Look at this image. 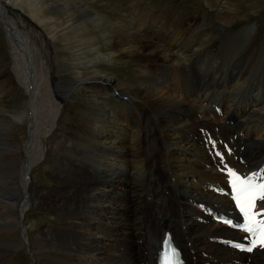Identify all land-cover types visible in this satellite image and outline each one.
<instances>
[{"label": "bare ground", "instance_id": "bare-ground-1", "mask_svg": "<svg viewBox=\"0 0 264 264\" xmlns=\"http://www.w3.org/2000/svg\"><path fill=\"white\" fill-rule=\"evenodd\" d=\"M10 2L20 8L29 7L34 17L40 3L38 0ZM80 5V11L91 16L94 26L105 22L112 26L126 55H152L161 58L162 64L139 69L134 92L143 99L133 95L113 73L92 71V75L83 80L90 92V106L89 112L82 111L87 117L78 111L86 118L79 123L94 119L89 128L91 132L84 134L83 139L79 137L88 146L85 149L93 147V151L86 153L80 140L76 142L69 135L71 139L66 141L65 135L56 130L65 99L75 87L66 86L59 72L52 74L46 59L41 57L40 47L11 16V5L0 0V27L10 44L13 61L11 81L18 82L28 94L23 107L19 106L11 118L6 117L0 101V252L5 249L0 263L12 250L27 243L33 264H45L47 257L46 264H158L159 252L171 235L183 251L185 264H264V250L251 255L239 253L220 241L240 235L211 220L205 212L207 203L217 210L232 211L228 197L213 188L225 189L224 175L219 169L229 161L221 165L222 159L215 157L216 164L220 165L215 166L195 138L200 137L198 128H212L233 141V153L226 154V159L237 155L243 164L231 162L240 170L250 171L256 167L264 170L263 82L254 86L249 81L248 71L237 68L233 61L229 65L220 64L219 68L194 69L197 55L212 54L209 35L194 34L197 39L188 41V35L181 28L179 43L171 37L161 42L138 40L130 37L126 24L106 20L89 5ZM37 20L43 27H56L51 22L44 24V20ZM144 23L135 24L150 28L153 35L156 32L160 35V31H152L153 25ZM253 29L251 25L246 26L233 36V39L239 34L243 36L235 50L237 53L243 54ZM52 34L53 40L57 35ZM176 39L180 37L176 35ZM84 43H79L74 50H80ZM180 43L187 45L184 55L178 47ZM262 45L264 40L257 56L252 57L254 52H247L249 58L244 59L257 64V69H252L257 74L264 72ZM216 55L212 57L215 59ZM184 63L189 66L182 65ZM91 64L94 69L95 61ZM110 91L128 99L129 107L124 112L113 113L109 108L106 96ZM216 94L224 96V101ZM217 102L222 111L215 109ZM170 112L178 121L171 122ZM28 119L30 126L24 122ZM10 121L12 129H9ZM20 122L25 126H18ZM237 124L244 125V132L236 128ZM22 127L24 141L15 134V130ZM25 139H28L26 143ZM68 144L72 148H69V159L64 152ZM49 147L55 158L59 157L60 169L55 172L59 179L54 176L57 183L54 189H42L33 182V169L45 160ZM86 160H90L92 169L98 170L97 175L90 167H83ZM61 174L68 176L62 179ZM116 194L120 196L116 201L118 209H111L112 205L106 201L118 196ZM31 206L49 211L57 220L31 232L26 225ZM261 206L264 209V202ZM49 235L69 238L59 252L46 251L44 242L52 240Z\"/></svg>", "mask_w": 264, "mask_h": 264}, {"label": "rangeland", "instance_id": "rangeland-1", "mask_svg": "<svg viewBox=\"0 0 264 264\" xmlns=\"http://www.w3.org/2000/svg\"><path fill=\"white\" fill-rule=\"evenodd\" d=\"M4 1L11 5L10 14L17 20L21 30L24 31V33H29L35 43L40 47L41 57L44 60L46 59V65L50 68L52 74L55 76L59 72L66 86L71 85L75 87L71 89L68 98L65 99V108H63L60 124L56 130H58V133L62 132L63 135H65L66 141H68L67 138L70 140L71 137L76 142L80 140V146L82 145L81 147L86 153L93 151V147L85 149L87 145L82 142V139L84 134L87 136V134L91 132L89 128L92 126L94 119L87 118L88 121L86 120L83 123H79L80 119L86 118L79 115L78 111H81V113L84 110L89 112L88 107L90 106V92L86 87L88 85H85L83 80L87 76L92 75V71L113 73L128 86V89L133 95L143 99L139 93L134 92V85L138 82L140 76L139 69L147 65H161L162 60L159 57L153 58L152 55H126L119 43V35L114 32L112 26L108 22H105L99 27L94 26L91 16L88 13L80 11V3L89 5L93 11L100 14L106 20L109 19L113 22L119 21L124 25L126 24L127 27L130 28V37L138 40H155L161 42V40H169L172 38L179 43L181 42V35L179 32L181 28H184L188 35V41L190 39H197L194 34H200L203 37L209 35V44L212 45L210 53L214 55L217 53L218 55H216L214 59L212 54L206 55L201 52L196 56L198 62L193 65L194 69L207 66H216L219 68L220 64L224 65L227 63L229 65V62L233 61L235 65H237V68H243L246 72L248 71L249 81L254 84V86H259L262 82L264 84V72L257 74L253 71L257 69V64L252 63L250 60L248 62L244 60L249 58L246 54L247 52H254L252 57L257 56L260 45L264 40V0H38L40 3H38L36 7V18L30 15L31 10H29V7L24 6V8H20L13 4V2H10L14 0ZM63 5H65V8H63ZM37 19L44 20V24L45 21L51 22V24L56 27H43L37 22ZM143 21L145 22V26L153 25L152 31H160V35L158 32L153 35L150 33V28L145 29V27L142 28L136 25ZM250 25L253 26L254 29L250 31V41L248 40L245 44L242 52L243 54L241 55L236 51L239 44L242 42L243 36L239 34L235 37L237 39H233V36L239 30ZM175 28L176 31H174ZM165 31H167V33ZM163 32L166 33L164 35L165 37L162 35ZM52 33H56L57 35L53 40ZM176 35H178L180 39H176ZM187 35L185 37H187ZM80 41H84L85 43L79 47L80 50H74V48L81 43ZM0 44V74L3 72L0 83V101L5 110L4 113L6 117L11 118L12 114L23 107L22 103L25 102V97L27 98L28 94L18 82L14 83L11 81L13 63L11 47L1 27ZM178 47L181 50V54L184 55L187 45L185 46L180 43ZM232 47L233 50H231ZM261 49L264 50L263 45ZM100 50L101 53L98 54L97 52ZM113 51L115 54H113ZM94 56L96 57L93 58ZM106 56L110 58L105 59ZM93 61L96 63V69H92L91 67ZM215 63L216 65H214ZM163 64L166 63L163 61ZM167 64H171V62ZM186 64L187 63H184L182 65L186 67L189 66V64ZM70 78L76 81H82H79V83L73 82ZM80 82L82 84L81 86L79 85ZM122 97L123 98L115 96L114 92L111 91L107 94L106 99L110 103L109 108L113 113L119 111L124 112L129 107L128 99L124 98V96ZM216 97H220V100L224 101V96L216 94ZM144 102L149 103V100L144 99ZM82 114L86 116L84 113ZM169 114L172 123L178 121V118L172 112ZM24 122L28 123L30 126L29 119L27 122ZM24 122H20L18 126H25ZM236 128L240 132H244L243 124H237ZM9 129H12L11 121ZM23 131L24 127L18 128L15 130V134H17L19 138L23 137ZM69 135L72 136L70 137ZM51 137L50 139H52ZM22 139L24 141V137ZM56 139L57 136L55 137V140ZM26 141H28V139H25L24 143H26ZM64 148V152L69 159V152L72 150L71 145L68 144ZM69 148L71 149L69 150ZM77 152L79 153V157H81L82 152L80 153V149H78ZM161 153L163 154V150H161ZM55 157L56 155L52 153L49 147V151L44 158L45 160H42L39 165H35L33 169V182L40 188L42 187V189H54L56 187V178L58 177L55 172L60 169V166L57 165L59 157ZM86 161L84 165L82 164L83 167L91 168L93 165L90 164V160ZM92 168L90 171L94 175H97L98 170ZM62 173H64V170ZM65 175L61 174L60 177L66 179L67 177ZM54 176H56V178ZM128 180L132 181V179L129 178ZM118 197L120 196L118 195L106 201V203L112 205L111 209H118L116 206ZM17 215L19 216L20 213L17 212ZM56 220L57 219L49 211L46 212L31 206L27 212L26 225L31 232H37L43 224L50 226ZM19 232H21V227L20 231L16 234L19 235ZM64 234L68 235V233ZM48 237H51L52 240L44 242V249L46 251L51 250L56 252H59V249L65 246L67 243L66 240L69 238L63 236L55 237L53 235H49ZM4 250L5 249H1V258ZM32 253L35 255V250H33ZM47 258L45 259V264L48 262ZM31 260L32 257L29 251V245L26 243V245L19 246L12 250L10 255H6L4 262L0 264H33V260Z\"/></svg>", "mask_w": 264, "mask_h": 264}, {"label": "snow or ice", "instance_id": "snow-or-ice-1", "mask_svg": "<svg viewBox=\"0 0 264 264\" xmlns=\"http://www.w3.org/2000/svg\"><path fill=\"white\" fill-rule=\"evenodd\" d=\"M230 175L236 203L245 216L244 230L258 236L261 246H264V211H256L257 201H264V182H258L255 174L251 177H241L231 172ZM260 181H264V176ZM248 250L251 251V248ZM164 264H173V261L165 259Z\"/></svg>", "mask_w": 264, "mask_h": 264}]
</instances>
